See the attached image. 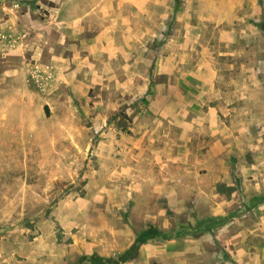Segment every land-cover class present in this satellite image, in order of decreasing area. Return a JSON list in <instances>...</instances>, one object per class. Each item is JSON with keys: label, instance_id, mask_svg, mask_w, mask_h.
<instances>
[{"label": "rangeland", "instance_id": "rangeland-1", "mask_svg": "<svg viewBox=\"0 0 264 264\" xmlns=\"http://www.w3.org/2000/svg\"><path fill=\"white\" fill-rule=\"evenodd\" d=\"M145 233L121 264H259L264 0H0V264Z\"/></svg>", "mask_w": 264, "mask_h": 264}, {"label": "trees", "instance_id": "trees-1", "mask_svg": "<svg viewBox=\"0 0 264 264\" xmlns=\"http://www.w3.org/2000/svg\"><path fill=\"white\" fill-rule=\"evenodd\" d=\"M143 236V237H142ZM142 236H140L136 243L132 245V247L129 248L123 255H121L118 259L114 258H102V257H91L90 262L92 264H121L122 262H127L133 258H135L140 250L141 244L145 242L148 235L145 233Z\"/></svg>", "mask_w": 264, "mask_h": 264}, {"label": "crops", "instance_id": "crops-1", "mask_svg": "<svg viewBox=\"0 0 264 264\" xmlns=\"http://www.w3.org/2000/svg\"><path fill=\"white\" fill-rule=\"evenodd\" d=\"M259 264H264V253L262 254V250L264 252V244L262 245V247H259Z\"/></svg>", "mask_w": 264, "mask_h": 264}]
</instances>
